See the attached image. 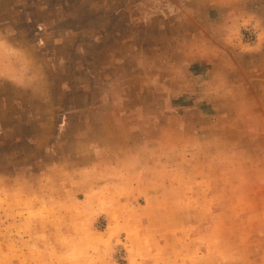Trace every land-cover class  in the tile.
<instances>
[{
    "label": "rangeland",
    "instance_id": "1",
    "mask_svg": "<svg viewBox=\"0 0 264 264\" xmlns=\"http://www.w3.org/2000/svg\"><path fill=\"white\" fill-rule=\"evenodd\" d=\"M263 51L262 0H0V264H264Z\"/></svg>",
    "mask_w": 264,
    "mask_h": 264
},
{
    "label": "crops",
    "instance_id": "2",
    "mask_svg": "<svg viewBox=\"0 0 264 264\" xmlns=\"http://www.w3.org/2000/svg\"><path fill=\"white\" fill-rule=\"evenodd\" d=\"M255 1H259V0H255ZM262 2H263V4H264V0H262ZM262 54L264 55V51L262 52ZM258 55H254L253 57H257ZM256 59V58H255ZM263 69H259V70H257L258 71V73H257V75L255 74L254 75V77L255 78H261L262 79V84H263V86H264V59H263ZM261 70V71H260ZM256 71V70H255ZM260 81V80H259ZM251 91H253V92H259V90H256V89H251Z\"/></svg>",
    "mask_w": 264,
    "mask_h": 264
}]
</instances>
